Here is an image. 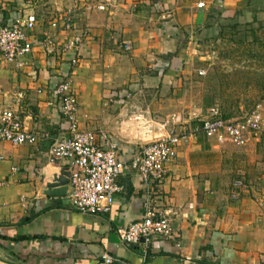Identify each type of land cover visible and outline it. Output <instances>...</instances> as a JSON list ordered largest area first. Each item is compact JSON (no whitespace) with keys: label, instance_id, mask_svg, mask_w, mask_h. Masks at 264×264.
<instances>
[{"label":"crops","instance_id":"0c3cea01","mask_svg":"<svg viewBox=\"0 0 264 264\" xmlns=\"http://www.w3.org/2000/svg\"><path fill=\"white\" fill-rule=\"evenodd\" d=\"M69 1L79 6L80 11L74 13L77 23L81 24L84 14L88 29L80 47L81 65L71 77L72 88L78 113L80 106L86 108L95 121L100 94L120 96L115 89L133 83L141 67L151 66V51H164L167 56L176 51V27L169 24L176 23L180 15L177 9L167 13L171 20L163 22L158 31L148 0H124L117 6L99 0L106 11L93 7L91 15L89 7L85 12L80 8L83 0ZM197 12L203 13V8ZM48 30L38 18L32 53L21 68L0 60V103L7 94L23 92V100L12 107L20 112L25 131L39 135L34 144L0 142V264H97L104 252L117 264H264V158H260L264 144L260 140L245 148L201 134L179 140L176 157L167 166L166 178L155 187L152 202L171 222L170 238H153L134 246L123 243L127 226L144 212L145 197L137 183L116 194L107 212L95 215L73 209L68 192L48 194L47 185L63 170H70L65 161L47 159L50 136L65 133L67 127L49 86L64 65L48 58L39 46ZM162 31L169 41L162 42ZM124 43L131 46L127 52L122 49ZM177 61L173 57L170 62L173 73ZM142 77L151 85V77ZM171 77L172 73L164 76L163 82L169 83ZM9 103L6 99L3 104ZM116 107L119 105L104 106L103 119L90 120L91 125L84 129L111 134L119 144L122 160H128L143 141L138 142L130 131L119 130V116L113 128L114 115H107L106 110L112 109V113ZM133 107L138 113L131 103L124 108L130 113ZM232 162L245 166L227 169L226 164ZM234 173L246 182L238 188L242 195L238 200L229 195L236 189L231 183Z\"/></svg>","mask_w":264,"mask_h":264},{"label":"rangeland","instance_id":"374dc122","mask_svg":"<svg viewBox=\"0 0 264 264\" xmlns=\"http://www.w3.org/2000/svg\"><path fill=\"white\" fill-rule=\"evenodd\" d=\"M26 1L0 0V16L6 20L13 11L35 12L43 21V28H47L50 20H57L62 12L80 11L77 9L79 6H75L69 0H58L56 3L54 0H32L29 3ZM199 1L204 3L203 13L197 12ZM103 2L106 5L109 2L117 6L124 3V0H103ZM83 3L80 8L84 10L89 7L91 15L92 8H96L100 1L83 0ZM216 3L218 5L214 6ZM148 5L158 31L162 30L163 22L171 20V16H167V13L170 15L175 9L178 10L180 18L176 23L169 24L176 27L177 37L174 38L176 51L172 54L168 53L169 56L164 51L162 53L158 50L151 51V66L138 67L137 69L140 68L142 72L135 71L139 76L134 78L133 83L118 88L119 91L115 89V92L121 93L120 96L116 98L114 95L100 94L95 121L87 115V109L80 106L77 117L82 129L87 128L88 124L91 125L88 123L90 120L99 122L103 119L105 115L103 116L102 109L105 110L109 105L114 104L119 107L113 108L112 113H110L112 109L106 110L107 115H114L111 125L113 128L116 126L114 122L118 121L119 116L122 119L119 121V130L121 128L122 132L130 131V135L138 142L143 141L141 145L172 136H185L188 134V126L192 120L203 116L211 107L219 108L229 120L241 119L251 114H258L264 118V93L261 84L257 82L258 78L264 76L255 74V71L264 70V61L256 55V47L249 45L251 25L257 24L254 21H259L261 24L264 22V0H148ZM109 7L110 5L107 8ZM82 20L86 21L84 14ZM83 21L78 25L82 31H86ZM166 31L160 33L162 42L170 40L164 34ZM173 57L178 59L174 73L170 71ZM80 65L81 63L78 62L73 71ZM66 67L64 64L63 70H66ZM199 72L202 74L200 75ZM169 73H172V77L166 84L163 82L166 78L163 77L168 76ZM143 74L151 77V85L144 82ZM132 84L133 88L130 87ZM104 101L106 103L103 105ZM130 103L135 106L138 113L135 112L134 107L130 113L128 108H124ZM100 128L106 130L102 126ZM259 140L264 144V136ZM261 157L264 158V150ZM226 165L227 169L233 168V170L245 166L239 162ZM234 175L231 183L236 189H231L229 195L232 199L238 200L242 197L238 188L245 180L237 177L240 174L234 173Z\"/></svg>","mask_w":264,"mask_h":264},{"label":"built area","instance_id":"2783aa9c","mask_svg":"<svg viewBox=\"0 0 264 264\" xmlns=\"http://www.w3.org/2000/svg\"><path fill=\"white\" fill-rule=\"evenodd\" d=\"M104 5L99 4L97 8L105 10ZM203 5L199 2L197 8L202 9ZM51 20L47 25L49 30L39 40V46L46 50L44 53L48 58H55L67 66L66 70H59L49 85L50 95L58 103L59 113L67 127L65 133L50 136L47 159L49 162L65 161L70 166L67 192L71 207L81 214L105 213L116 194L124 193L130 184L137 183L145 197L144 212L138 221L127 226L122 236L123 243L134 246L140 241L172 237L171 222L153 208L152 202L155 187L166 178L167 166L176 157L179 140L187 135L201 134L205 138L245 148L264 136V118L251 114L229 120L219 108L211 107L203 116L192 120L185 136L144 144L135 149L128 160H122L119 144L111 134L84 130L79 126L78 102L70 75L80 62V47L87 31L79 28L71 11L62 12L57 20ZM37 23L38 18L31 11L18 12L6 20L0 16V60L16 69L21 68L32 53ZM122 49L129 50L130 44L124 43ZM23 96V92L7 94L4 102L9 99L10 103H0V142L13 146L37 142L39 135L25 131L20 112L12 107L19 105ZM120 178L122 182H119ZM97 264H117V260L104 252Z\"/></svg>","mask_w":264,"mask_h":264},{"label":"trees","instance_id":"16d2710c","mask_svg":"<svg viewBox=\"0 0 264 264\" xmlns=\"http://www.w3.org/2000/svg\"><path fill=\"white\" fill-rule=\"evenodd\" d=\"M255 25H251V28L249 29V34H250V43L252 47H256L257 53L256 55L264 61V22L261 24L259 21H254ZM253 47V48H254ZM264 66V65H263ZM256 75L264 76V70L262 72H257L255 71ZM257 82L261 84V90L264 93V77L263 78H258ZM226 117H228L225 114Z\"/></svg>","mask_w":264,"mask_h":264},{"label":"water","instance_id":"95a60500","mask_svg":"<svg viewBox=\"0 0 264 264\" xmlns=\"http://www.w3.org/2000/svg\"><path fill=\"white\" fill-rule=\"evenodd\" d=\"M69 172L63 170L60 176L50 184L47 185L48 194L65 195L67 192ZM53 189V190H51Z\"/></svg>","mask_w":264,"mask_h":264}]
</instances>
